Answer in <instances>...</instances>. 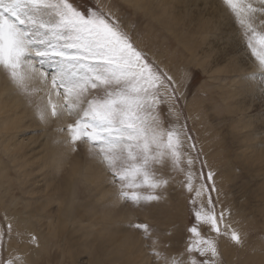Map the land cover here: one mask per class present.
I'll use <instances>...</instances> for the list:
<instances>
[{
  "label": "snow or ice",
  "instance_id": "snow-or-ice-1",
  "mask_svg": "<svg viewBox=\"0 0 264 264\" xmlns=\"http://www.w3.org/2000/svg\"><path fill=\"white\" fill-rule=\"evenodd\" d=\"M222 5L239 26L238 47H243L241 41L246 43L258 62L257 70L241 79L261 105L260 113L248 119L264 124V0H222ZM237 56L243 64L250 59L246 51ZM45 61H53L55 70L47 71ZM0 68L15 94L34 107L39 121L47 123L50 117L63 115L73 118L57 131L67 132L73 152L90 146V155L109 170L111 183L119 187L125 203L140 209L153 202L167 203L163 189L169 180L157 175L156 165L169 163L173 171L185 175L184 187L194 193L195 223L187 228L191 235L182 253L159 250L156 233L147 222L125 225L151 241L153 264H225L226 242L245 246L247 233L233 226L238 221L219 209V196L211 194L217 190L216 173L203 171L208 162L201 160L202 149L189 134V117L178 107L185 99L182 85L134 44L112 10L100 6L86 14L70 0H0ZM38 92L46 94V103L35 102ZM53 95L62 96L64 105L52 103ZM162 104L173 118L167 127L160 115ZM256 138L264 151V131ZM6 232L10 236L16 232L12 223ZM6 232L0 228V248ZM31 243L39 246L35 236ZM0 264L29 261L9 255L0 257Z\"/></svg>",
  "mask_w": 264,
  "mask_h": 264
},
{
  "label": "rangeland",
  "instance_id": "rangeland-1",
  "mask_svg": "<svg viewBox=\"0 0 264 264\" xmlns=\"http://www.w3.org/2000/svg\"><path fill=\"white\" fill-rule=\"evenodd\" d=\"M70 2L86 14L100 6L110 8L134 44L182 85L185 99L178 107L189 117V134L202 149L201 160L208 162L203 171L216 173L217 190L211 194L219 196L217 207L230 212L229 218L238 221L233 226L247 233L243 248L228 242L222 246L225 264H264L261 252L264 245V151L256 138L264 131V124L258 119H248L260 113L261 105L248 94V86L241 79L246 73L256 71L258 62L251 57L246 43L241 41L243 47H238L235 37L239 26L229 18L222 0H170L163 19L152 23L115 0ZM209 19L213 21L211 25L206 23ZM240 51H246L250 57L247 64L238 58ZM43 67L52 72L55 63L45 61ZM23 102L16 111L25 119L20 130H11L3 124L5 117L0 118V228L6 232L8 223H12L16 229L11 236L6 232L0 257L26 258L29 264H94L95 256L79 225L65 228L59 222L62 210L57 197L63 194V188L51 165L42 170L39 167L50 159L52 138L68 137L67 132L60 133L57 129L66 128L73 118L50 117L43 123L38 120L34 107L24 99ZM35 102L46 103V94L38 92ZM52 103L63 106L65 102L62 96L53 95ZM160 115L165 126H170L173 118L168 114L167 105L160 106ZM36 153L40 155L38 158ZM200 167L197 162L196 168ZM155 171L169 180L163 189L167 203L153 202L145 209L133 207L137 212L135 222L152 226L159 250L176 255L184 251L191 235L187 228L195 223L191 211L194 193H188L184 187L185 175L173 171L169 163L156 165ZM44 180L53 181L46 184ZM207 183L211 185L213 181ZM53 188L55 193L51 191ZM48 197L51 199L47 200ZM44 214L51 217H43ZM81 216V223L88 224L90 217L84 213ZM53 221H57L55 236ZM31 236L37 238L39 246L31 243ZM144 242L153 261L148 246L151 241L144 239Z\"/></svg>",
  "mask_w": 264,
  "mask_h": 264
},
{
  "label": "clouds",
  "instance_id": "clouds-1",
  "mask_svg": "<svg viewBox=\"0 0 264 264\" xmlns=\"http://www.w3.org/2000/svg\"><path fill=\"white\" fill-rule=\"evenodd\" d=\"M134 15L152 23L163 19L170 0H115ZM139 5V7H137ZM111 10L105 8V11ZM211 25L213 21H206ZM4 71H0V118L11 116L23 103ZM69 137L54 136L49 146L50 165L63 194L57 197L61 205L60 223L65 228L79 225L84 239L95 256L94 264H153L143 237L125 225L136 219L131 204L120 198V189L111 183L109 170L90 155V146L73 152ZM90 217L82 224L81 214ZM52 222L53 236L57 235Z\"/></svg>",
  "mask_w": 264,
  "mask_h": 264
},
{
  "label": "bare ground",
  "instance_id": "bare-ground-1",
  "mask_svg": "<svg viewBox=\"0 0 264 264\" xmlns=\"http://www.w3.org/2000/svg\"><path fill=\"white\" fill-rule=\"evenodd\" d=\"M24 104V102L22 103V105ZM21 106H18L13 112H16L19 108H20ZM33 114V113H32ZM32 114H31V116H32ZM20 116V114H18L17 112L16 113H12V115L11 116H7V121H6V119H3V124H5V126H7L8 128H10L11 130H20L21 128H22V125H23V123H24V118H22L21 116ZM21 145L23 144V143H20ZM35 152H38V151H35ZM49 152V151H48ZM36 155V157L38 158V156H40V155H38V153H36L35 154ZM48 165H50V159L48 160V161H46L45 163H43V165H39V167L41 168V170H42V168H44V167H47ZM47 177V176H46ZM54 178V177H53ZM51 181H53V180H49V181H45L44 180V182L46 183V184H48L49 182H51ZM40 182H38V184H39ZM34 184H37V182H34ZM54 188L51 190L52 192H54ZM49 192V191H48ZM55 193V192H54ZM48 196L50 195V194H47ZM49 199H51V198H49L48 197V199L47 200H49ZM45 215V214H44ZM43 215V217H46L47 215H45L44 216ZM48 218H50L51 217V215L50 216H47ZM42 218V217H41Z\"/></svg>",
  "mask_w": 264,
  "mask_h": 264
}]
</instances>
